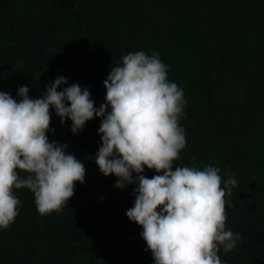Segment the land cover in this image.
I'll list each match as a JSON object with an SVG mask.
<instances>
[{"label":"trees","instance_id":"16d2710c","mask_svg":"<svg viewBox=\"0 0 264 264\" xmlns=\"http://www.w3.org/2000/svg\"><path fill=\"white\" fill-rule=\"evenodd\" d=\"M137 51L158 53L184 93L178 123L186 145L173 170L210 165L220 170L221 187L237 180L225 197V230L241 239L218 255L222 264H250L264 246V0H0V92L18 102L20 86L42 98L64 77L58 91L79 84L98 109L112 66ZM50 114L48 140L84 164V183L59 212L43 216L34 193L13 189L21 203L0 229V264H155L142 227L126 216L137 185L116 188L118 178L94 161L101 118L73 134L70 119L61 125L54 108ZM15 239H24L19 254Z\"/></svg>","mask_w":264,"mask_h":264},{"label":"clouds","instance_id":"9594fccd","mask_svg":"<svg viewBox=\"0 0 264 264\" xmlns=\"http://www.w3.org/2000/svg\"><path fill=\"white\" fill-rule=\"evenodd\" d=\"M167 72L158 53L123 56L122 65L112 66L103 82L105 103L98 109L90 91L79 84L58 91L67 84L64 77L50 82L42 98H30L28 86L18 88L19 102L0 92V229H7L18 215L21 202L13 189L34 193L43 216L59 212L73 197L76 183H84V164L66 153V144L48 140L54 108L61 125L72 121L73 134L87 121L101 118L102 143L94 161L105 177L118 178L116 188L137 185L126 216L142 227L140 235L155 264H222L220 246L227 253L241 239L225 230V197L237 180L229 177L221 187L220 170L210 165L173 170L186 145L178 123L186 100ZM145 168L162 174L147 178Z\"/></svg>","mask_w":264,"mask_h":264},{"label":"rangeland","instance_id":"374dc122","mask_svg":"<svg viewBox=\"0 0 264 264\" xmlns=\"http://www.w3.org/2000/svg\"><path fill=\"white\" fill-rule=\"evenodd\" d=\"M11 245L13 246V249H16V252L18 254L25 249L24 239L23 240L19 239V242L16 239L12 240ZM250 264H264V246H262V248H259L257 250Z\"/></svg>","mask_w":264,"mask_h":264}]
</instances>
